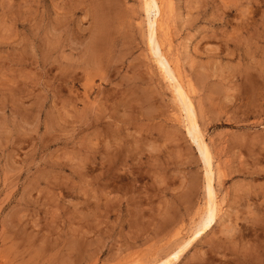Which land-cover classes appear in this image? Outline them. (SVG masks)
Listing matches in <instances>:
<instances>
[{
  "label": "rangeland",
  "instance_id": "obj_1",
  "mask_svg": "<svg viewBox=\"0 0 264 264\" xmlns=\"http://www.w3.org/2000/svg\"><path fill=\"white\" fill-rule=\"evenodd\" d=\"M147 24L143 0H0V264H158L197 227L204 164ZM160 39L217 206L172 264H264V0H163Z\"/></svg>",
  "mask_w": 264,
  "mask_h": 264
},
{
  "label": "bare ground",
  "instance_id": "obj_2",
  "mask_svg": "<svg viewBox=\"0 0 264 264\" xmlns=\"http://www.w3.org/2000/svg\"><path fill=\"white\" fill-rule=\"evenodd\" d=\"M143 10L147 19V40L148 47L151 55H153L155 62L169 83L176 101L179 104L181 113L184 115L185 130L190 136V139L195 144L199 156L204 164L205 179H206V194L207 201L204 211L201 214L200 220L197 223V227L187 236L183 242L179 244L177 249L171 252L164 260H161L158 264H172L177 261L182 253L190 246L194 240L200 238L203 234L211 229L215 222L217 206L215 203V193L212 186L213 182V170L212 159L208 152V148L205 145L202 134L200 133L195 121V115L190 99V91L185 87L180 75L178 74L174 64L169 59L163 43L160 39V31L162 25L163 16V0H143ZM167 255V254H166Z\"/></svg>",
  "mask_w": 264,
  "mask_h": 264
}]
</instances>
